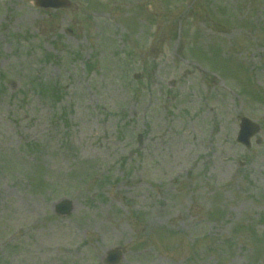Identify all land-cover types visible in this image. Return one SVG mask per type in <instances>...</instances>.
I'll return each mask as SVG.
<instances>
[{
    "label": "rangeland",
    "instance_id": "obj_1",
    "mask_svg": "<svg viewBox=\"0 0 264 264\" xmlns=\"http://www.w3.org/2000/svg\"><path fill=\"white\" fill-rule=\"evenodd\" d=\"M70 1L0 0V264H264V0Z\"/></svg>",
    "mask_w": 264,
    "mask_h": 264
},
{
    "label": "water",
    "instance_id": "obj_2",
    "mask_svg": "<svg viewBox=\"0 0 264 264\" xmlns=\"http://www.w3.org/2000/svg\"><path fill=\"white\" fill-rule=\"evenodd\" d=\"M46 2H42L41 4L43 5H51L54 7L57 6H65L68 5V2L66 0H45ZM243 125H242V131L240 133V137L239 140L244 141V142H248L249 138L257 132L258 127L253 124L250 123L248 120H244L243 121ZM71 210V204L69 202L60 204L57 207V211L60 213H69ZM118 255V259L120 257V255L117 253ZM118 259L116 261H118ZM113 260H115V258H113Z\"/></svg>",
    "mask_w": 264,
    "mask_h": 264
}]
</instances>
